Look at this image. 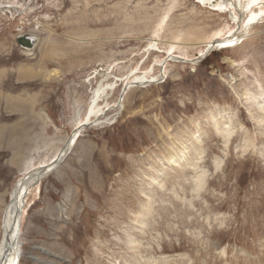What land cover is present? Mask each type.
Here are the masks:
<instances>
[{
  "label": "rangeland",
  "instance_id": "rangeland-1",
  "mask_svg": "<svg viewBox=\"0 0 264 264\" xmlns=\"http://www.w3.org/2000/svg\"><path fill=\"white\" fill-rule=\"evenodd\" d=\"M230 1L0 0V242L18 181L105 112L28 196L19 264H264V0Z\"/></svg>",
  "mask_w": 264,
  "mask_h": 264
},
{
  "label": "bare ground",
  "instance_id": "bare-ground-1",
  "mask_svg": "<svg viewBox=\"0 0 264 264\" xmlns=\"http://www.w3.org/2000/svg\"><path fill=\"white\" fill-rule=\"evenodd\" d=\"M198 1L199 2L201 1L203 4H207L206 0H198ZM229 6H232L233 8L236 9V6H234V4L230 0H222V2L218 3V5L216 7H219V8L223 7L224 9H227ZM30 40H32L33 43L35 44V42H36L35 38L30 37ZM210 47H212V46H210ZM210 47H208V48H210ZM143 80L142 81L141 80L140 81H138V80L134 81V82H132V84L133 83L145 84V82L143 83ZM146 82H147V80H146ZM114 88L115 87L107 85V86H104L102 89L95 91L94 92V100H95V98H97V96H99V98H101L100 100H102L103 95H104V98L107 99L109 93L113 92L115 90ZM251 99L254 101V105L256 106L258 112L263 116L261 118V120L264 123V100H260L256 96H251ZM96 103H97V101L94 102L93 103L94 106L91 107V111L89 112L88 117H87V122L83 123L78 128V129H80V131H83V129L87 126H92L93 124L100 123L101 119H103V117L105 116V112L103 113L104 109L96 110V108H99V103L98 104H96ZM115 106H118V105H115ZM226 125H225V127H221V128H219L218 125H216L215 128H216L218 133L223 134L224 139L226 141L227 140L229 141V139H231V137H232L233 129H229V127H227ZM78 134H79V131L73 133V137L69 141L68 148L64 149V150L62 149L59 152V154L57 155V158H60L63 155V153H64V157L67 156L68 153H70L69 152L70 149L72 148V146L76 143V140L78 139V136H79ZM65 150H67V152ZM171 159H173V158H171ZM54 161H56V160H53L51 163H49L47 165H41L40 167L52 168L56 163ZM26 174H28V173H26ZM30 181H32V180H30ZM19 182L17 183V185L19 184ZM203 184H204V179L202 178V176L196 177L193 190L199 191L200 189H202ZM32 189L33 188L29 189V191L27 192V186L19 188L16 196L13 195V193H14L13 192L12 198H11V203L4 211L5 217H4L3 223H2V238H1V242H0V264H19L20 260L22 259L21 244L19 243V240H18L19 236H20V222H21L20 221L21 218L19 217V209L23 208V206H24V208L26 207L27 198L31 194ZM147 210H150V208H148Z\"/></svg>",
  "mask_w": 264,
  "mask_h": 264
},
{
  "label": "water",
  "instance_id": "water-1",
  "mask_svg": "<svg viewBox=\"0 0 264 264\" xmlns=\"http://www.w3.org/2000/svg\"><path fill=\"white\" fill-rule=\"evenodd\" d=\"M241 39H242V37L239 38L237 42H234V45L237 44L239 41H241ZM17 43L19 46H21L23 48H27V49H32L35 46L33 41L30 40L29 37H19L17 39ZM218 46L219 45L215 44L214 46H212L210 48L207 47L205 54L202 57L198 58L197 61H204L209 56V54H211L215 50H219V48H221V49L224 48V47H218ZM132 85H136V84H132ZM77 131H79V134L82 132V131H80V129L75 130V132H77ZM72 137H73V135H72ZM68 144H69V141L67 142V144L63 148V150L68 148ZM65 151L67 152V150H65ZM65 157H64V153H63V155L60 158L55 159L56 161H54V162H56V163L52 168L39 167V168L31 171L30 173H28L23 179L20 180V182L18 181L19 184L16 185V188L14 190L13 195L16 196L19 188H22L24 186H27V192L29 191V189L37 187L41 183L42 179H44L49 173H51L53 170H55L62 163V161L64 160ZM30 180H32V181H30ZM23 209H24V206H23V208L19 209V217L20 218H22V216H23V211H24Z\"/></svg>",
  "mask_w": 264,
  "mask_h": 264
}]
</instances>
